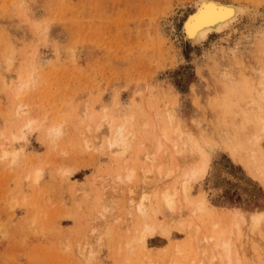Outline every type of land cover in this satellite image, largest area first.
<instances>
[{
	"label": "rangeland",
	"instance_id": "1",
	"mask_svg": "<svg viewBox=\"0 0 264 264\" xmlns=\"http://www.w3.org/2000/svg\"><path fill=\"white\" fill-rule=\"evenodd\" d=\"M196 1L0 0V264H197L215 224L236 248L222 264H264V0H224L251 12L198 46L181 34ZM104 112L129 120L125 152L95 132ZM203 159L206 174L183 175ZM174 186L176 216L157 203ZM147 221L166 230L141 240Z\"/></svg>",
	"mask_w": 264,
	"mask_h": 264
},
{
	"label": "bare ground",
	"instance_id": "2",
	"mask_svg": "<svg viewBox=\"0 0 264 264\" xmlns=\"http://www.w3.org/2000/svg\"><path fill=\"white\" fill-rule=\"evenodd\" d=\"M196 5H195V10L194 11H192V12H190L189 13V15H188V17L186 18V20L183 22V27H182V30H181V34H182V36H183V38H184V40L185 41H188L191 45H197V44H199V45H201V44H203V42L204 41H206L208 38H210L212 35H214V34H216V35H220V37H222L223 36V38H226V37H229L230 36V33L233 31V30H235L236 29V25H238L241 21H242V19L244 18V16H245V14H248V11H249V13L251 12L245 5H243V4H240V3H237V2H232V1H224V0H197L196 2ZM235 27V28H234ZM233 33V32H232ZM233 34H231V36H232ZM230 36V37H231ZM230 37H229V39L228 40H231L230 39ZM223 38H222V40H223ZM221 40V39H220ZM219 40V41H220ZM227 40V39H226ZM228 42V41H227ZM233 43V42H232ZM236 44V43H235ZM234 44V45H235ZM198 46V45H197ZM232 47V46H231ZM235 47V46H234ZM234 49V48H233ZM208 51V50H207ZM224 67V66H223ZM229 67H230V65H229ZM222 68V67H221ZM219 69V68H218ZM226 71V70H225ZM228 71H229V69H228ZM255 71V70H254ZM263 71V70H262ZM261 71V72H262ZM230 72V71H229ZM237 73V72H236ZM255 73V72H254ZM258 73V72H257ZM226 74H228L227 72H226ZM225 73L223 74L224 75V77L226 78V79H228L230 82H232L233 81V78L231 77L232 76V74L231 75H226ZM256 75H258V74H256ZM256 75H254L255 77H257ZM234 76V75H233ZM262 76H264V75H262ZM238 78V77H237ZM239 80L241 79L240 77L238 78ZM264 79V78H263ZM235 80H236V78H235ZM255 80V79H254ZM240 81H242V80H240ZM261 81V80H260ZM224 82V81H223ZM233 83V82H232ZM230 85V84H229ZM231 87H233V86H231ZM236 88V87H235ZM255 88V87H254ZM257 89V88H256ZM257 93H258V95L260 96V98L259 99H263V101H264V84L263 83H260V86L258 87V89H257ZM256 97V96H255ZM252 98H254V97H252ZM255 99V98H254ZM117 101H119L118 99H117ZM177 101V100H176ZM255 101H258V100H255ZM261 101L262 100H260V103H261ZM117 103V102H116ZM176 103V102H175ZM258 103H259V101H258ZM124 105H126V104H124ZM175 105V104H174ZM255 105V104H254ZM264 105V104H263ZM262 105V106H263ZM244 107V106H243ZM256 107H259V106H256ZM255 107V108H256ZM107 108V107H106ZM124 108V107H123ZM129 108V107H128ZM250 108V107H249ZM260 108V107H259ZM259 108H257V109H259ZM242 109V108H241ZM240 109V110H241ZM254 109V108H253ZM252 109V110H253ZM262 109H263V107H262ZM245 110V109H244ZM243 110V111H244ZM255 110V109H254ZM126 111V110H125ZM179 111V110H178ZM259 111V110H258ZM110 112H112V111H110ZM109 112V113H110ZM122 112H124L123 111V109L122 108H116V116H120L121 114H123ZM256 112V111H255ZM127 113V112H126ZM129 113V112H128ZM245 113H246V111H245ZM243 114V113H242ZM107 115V114H106ZM249 115H252V114H249ZM248 115V116H249ZM102 116H104V117H101V118H104L102 121H100V123L98 124V126H96V131L95 132H98L99 130H100V128H102V126H106L107 127V131H108V135H110V138H108V140H107V147L108 148H110V150H112L113 148H119V149H121V153L122 152H125V149L127 148V146H129L130 144H129V141H131L130 140V138H131V136L133 135V133L134 132H127L126 131V129H128V127H127V123H128V121L129 120H127V121H124L125 119H126V117L124 118V120H123V123H118V122H115V121H113V122H115V124H113V122H112V120H110V119H108V117L107 118H105V112H104V115H102ZM113 116H114V114H113ZM243 116V115H242ZM254 116V115H253ZM262 116V115H261ZM122 117H123V115H122ZM255 117V116H254ZM114 118H115V116H114ZM119 118V117H118ZM172 118H173V116L171 115V120H172ZM257 118H258V116H257ZM129 119H131V118H129ZM236 119H238V118H236ZM263 119V121H264V118H262ZM160 120V119H159ZM161 120H162V118H161ZM165 120V119H164ZM256 120V119H255ZM29 121V120H28ZM239 121H241V120H239ZM260 121V120H259ZM263 121H261V122H263ZM31 122V121H30ZM164 122V124H165V121H163ZM236 122H238V121H236ZM244 122V121H243ZM131 123V122H130ZM32 124H34V121H32ZM150 124H153V123H150ZM149 124V125H150ZM161 124V123H160ZM163 123H162V126L164 125ZM170 124H172V123H170ZM240 124H241V122H240ZM261 124H263V123H261ZM31 125V124H30ZM166 125V124H165ZM264 125V124H263ZM31 126H33V125H31ZM151 126V125H150ZM172 126V125H171ZM237 126L239 127V125L237 124ZM145 127H147V126H145ZM160 127V125H158L157 127H156V130H157V128H159ZM30 128V127H29ZM149 128V127H148ZM155 128V127H154ZM161 128V127H160ZM166 129H167V127H166ZM169 129V128H168ZM177 129H180V126L178 125L177 126ZM55 130V129H54ZM57 130V129H56ZM153 130V125H152V129L150 130V131H152ZM189 130V129H188ZM261 130H262V128H260V133H261ZM159 134H158V140L160 141V143H162L163 142V139H166L167 138V136L168 135H170L169 133H167V131L164 129V128H162V130L161 129H159ZM175 131H176V127H175ZM182 131V130H181ZM172 132V131H171ZM189 132V131H188ZM263 133H264V128H263V131H262ZM24 133V132H23ZM187 133V132H186ZM225 133V132H224ZM96 134L98 135V133H95V137H96ZM191 134V133H190ZM228 133L226 132V135H227ZM230 134V133H229ZM53 135H55V134H53ZM177 136V135H176ZM182 134H181V138H182ZM157 137V136H156ZM185 137H187V136H185L184 135V138H182V140L183 139H186ZM231 137V136H230ZM53 138V137H52ZM191 138V137H190ZM232 138V137H231ZM24 139V138H23ZM54 139V138H53ZM134 139V138H133ZM229 139V138H228ZM158 140H156V141H158ZM168 140V139H167ZM230 140V139H229ZM185 141V143H183V145H181L180 143V145H177L178 147L180 146L181 148H188V152H190V153H192V154H195V153H197V154H199L200 153V155H202V157H203V151H202V148L201 147H199V146H195V145H193V143L192 144H190L188 141H186V140H184ZM169 142V141H168ZM167 142V143H168ZM179 142V141H178ZM183 142V141H182ZM10 143V142H9ZM165 143V142H164ZM175 143H176V141H175ZM184 144H186L185 146H184ZM161 146V145H160ZM235 146V145H234ZM10 148V147H9ZM160 148H162V147H160ZM159 148V149H160ZM165 148V147H164ZM186 148H185V150H186ZM234 148V150H236L235 148H236V146L235 147H233ZM255 147H253V149H254ZM170 149V148H169ZM109 150V149H108ZM109 150V151H110ZM182 150V149H181ZM180 152V151H179ZM232 153L233 152H235V151H231ZM237 152V151H236ZM253 152V151H252ZM3 153H4V155L5 156H8V154L10 153V150L8 149V148H3ZM152 153V152H151ZM154 153V152H153ZM157 153H158V151H157ZM156 153V154H157ZM177 153V152H176ZM181 153H182V151L180 152V155H181ZM118 154H120V153H118ZM155 153H154V155L152 154V156H150V155H147L148 157H147V159H151V161L153 160L154 161V159H155V155H156ZM196 154V155H197ZM250 154H252V153H250ZM260 154V153H259ZM121 155V154H120ZM175 155H178V154H175ZM233 155H235V153H233ZM262 155V154H261ZM14 156H16V153H14ZM198 156V155H197ZM255 156H257L256 154H255ZM236 157V156H235ZM264 157V156H263ZM195 158V157H194ZM204 158V157H203ZM192 160V159H191ZM259 161V160H258ZM261 161H263V160H261ZM260 161V162H261ZM199 162V161H198ZM259 162V163H260ZM253 163V162H252ZM263 164V163H262ZM190 165H192L191 163H190ZM252 165V164H251ZM260 165H261V163H260ZM158 166V165H157ZM257 167H258V165H256ZM160 167V166H159ZM261 167V166H260ZM178 168V167H177ZM176 168V169H177ZM209 168H210V165H209V163H208V161H207V159H203V160H201V163L199 164L198 163V165H196V164H194V165H192V166H189V168H187V170L186 171H184V176H186V178H188V179H195L196 177H198V176H203L204 174H206V172L209 170ZM259 168V167H258ZM166 169H168L167 170V174H166V176L167 175H171L172 176V174H173V177H174V174L176 173V169H172V168H166ZM251 169L253 170V168L251 167ZM255 170V169H254ZM256 170L258 171V170H260V169H257L256 168ZM255 170V171H256ZM264 171V170H263ZM261 172V171H260ZM134 171L131 169V170H128L127 172H126V174H125V179H129V180H131L132 178H133V176H134ZM261 174V173H260ZM176 175V174H175ZM264 175V174H263ZM166 176H165V178H166ZM168 177V176H167ZM263 177V176H262ZM40 177H39V175H37L36 177H35V179L34 180H36V182L38 181V179H39ZM117 178L119 179V177L117 176ZM161 178H164V176L163 177H161ZM172 178V177H171ZM120 179H122V178H120ZM159 179V178H158ZM123 180H124V178H123ZM165 180V179H164ZM163 180V181H164ZM168 180H171V179H168ZM181 180V179H180ZM120 181V180H119ZM179 181V180H178ZM165 182H166V180H165ZM165 184V183H164ZM174 184H176V183H174ZM179 184V183H178ZM162 185H163V183H162ZM166 185V184H165ZM164 186V185H163ZM169 187V186H168ZM167 187V188H168ZM175 187V186H174ZM179 187V186H178ZM166 188V190H162L161 188V192L158 194V202L157 203H159V206L161 207V209L162 210H165L166 212H168V213H166L165 211V213L166 214H174V213H176V210L177 211H179V209H177V207H176V209H175V206L176 205H178V203L177 204H175V199L176 198H174L175 196H177L176 195V192H175V189L176 190H178L176 187L174 188V192H173V190H172V192L171 191H168V189ZM181 188V187H180ZM164 189H165V187H164ZM170 190V189H169ZM178 194V193H177ZM133 195V194H132ZM185 194H183V196H184ZM149 196V195H148ZM181 196V195H180ZM182 196V197H183ZM130 197H133V196H130ZM147 197V196H146ZM146 197H144L143 196V198L145 199ZM134 198V197H133ZM201 198V197H200ZM130 199H132V198H130ZM157 199V198H156ZM155 199V200H156ZM134 200V199H133ZM132 200V201H133ZM180 200V199H179ZM201 200V199H200ZM146 201V200H145ZM184 201V200H183ZM147 202V201H146ZM181 202V201H180ZM188 202V201H187ZM196 203H198V205L196 204ZM195 203V205L196 206H192L193 208H191V210H193V211H196V212H198V210L199 209H202L203 208V206L205 205V203L207 204V202H206V199H205V197H203L202 198V200L200 201V203H199V201L198 202H196ZM189 204V203H188ZM192 204V203H191ZM138 205H141V206H144L145 204H144V201L142 200L141 201V203L140 204H138ZM179 206V205H178ZM187 206V205H186ZM186 206H185V208H186ZM149 207V206H148ZM190 207V204L188 205V208ZM207 207V206H206ZM141 209H140V211L141 212H145L144 211V209L142 208V207H140ZM150 208V207H149ZM178 208H181V206L180 207H178ZM188 208H186V209H188ZM175 209V210H174ZM182 209V208H181ZM180 209V210H181ZM215 209V208H214ZM149 210V209H148ZM190 210V209H189ZM188 210V211H189ZM191 210H190V212H191ZM208 210V209H207ZM223 210V209H222ZM182 211V210H181ZM204 211V210H203ZM156 212V211H155ZM182 212H184V211H182ZM195 212V213H196ZM208 212V211H207ZM216 212V211H215ZM153 213V212H152ZM181 213V212H180ZM200 213V212H199ZM201 213H202V210H201ZM214 213V212H213ZM177 214V213H176ZM182 214V215H181ZM181 214H179V216H180V218L181 217H184L183 219H185L186 218V215L185 216H183V213H181ZM187 214V213H186ZM197 214V213H196ZM222 214V213H221ZM262 214V213H261ZM175 215V214H174ZM188 215H190V214H188ZM195 215V214H194ZM193 215V216H194ZM201 215V214H200ZM212 215V214H211ZM226 215V214H225ZM263 215V214H262ZM171 216V215H170ZM176 216V215H175ZM193 216H191L189 219L187 218V222L184 220H182V219H180V220H178L179 222H178V225L179 224H181V225H179V227H183L184 225V223L186 222V225L188 224V222L190 223V224H194V220L195 219H192V217ZM223 216V215H222ZM221 216V218H223ZM257 216V215H256ZM201 217V216H200ZM177 218H179V217H177ZM218 218V217H217ZM176 219V218H175ZM199 219H201V218H199ZM177 220V219H176ZM191 220H193L192 222L193 223H191L190 221ZM223 220V219H222ZM230 220V222H227L228 223V226H229V230L231 229V228H233V227H231L230 225H232V223H233V220L232 219H229ZM228 220V221H229ZM236 220V219H235ZM262 220V219H261ZM171 221H174V219L173 220H171ZM199 221V220H198ZM148 222V221H147ZM163 222V221H162ZM161 222V223H162ZM168 222V221H167ZM170 222V221H169ZM168 222V223H169ZM184 222V223H183ZM262 222V221H261ZM158 224V223H156L155 221L154 222H148V223H144L141 227V232H139L138 231V233L140 234V238H141V240L142 239H144V237H145V235H153L154 233H155V231L157 230V229H159V228H162L161 230L163 231H165L166 230V228H165V226L163 225V224ZM171 223H173V222H171ZM177 224V221L175 222L174 221V224ZM195 223H197V221L195 222ZM230 223V224H229ZM263 223H264V221H263ZM166 224V223H165ZM167 225H171L170 223L169 224H167ZM216 225L217 224H215V225H211L212 227H209V232L206 234V232L204 233L203 232V229H201L202 231L201 232H203V234L201 235V236H199V238H198V240L197 241H195L194 240V242L197 244V246L200 248V250H201V252H199V255H200V259L202 258V260L201 261H198L197 260V264H198V262H200L199 264H222V263H224V261H231V259H232V256H234L235 257V255H236V252L234 253L233 252V243H232V241L230 240V238L232 237L231 235H232V233L231 234H229V236L230 237H228L227 236V233L224 231V229H218V228H216ZM177 226V225H176ZM187 226H190L189 224L187 225ZM186 226V227H187ZM194 226V225H193ZM193 226H191V227H193ZM197 226V225H196ZM196 226H194V227H196ZM210 226V225H209ZM222 226V225H221ZM185 227V226H184ZM198 227V226H197ZM199 227H200V225H199ZM165 228V229H164ZM168 229H170L169 227H167ZM177 228V227H176ZM203 228V227H202ZM167 229V230H168ZM190 229V228H189ZM197 229V231H198V228H195V230ZM208 229V228H207ZM206 229V230H207ZM138 230V229H137ZM192 230H193V228H192ZM226 230V229H225ZM236 230V229H235ZM161 231V233L163 234V235H167V231L166 232H162ZM170 231V230H169ZM168 231V232H169ZM183 231V230H182ZM185 231V230H184ZM230 231H232V229L230 230ZM136 232V231H135ZM159 232H160V230H159ZM233 232V231H232ZM236 232V231H235ZM137 233V232H136ZM228 233H229V231H228ZM234 233V232H233ZM235 234V233H234ZM132 236H133V234H132ZM134 236H136V238L138 239V236H137V234L136 235H134ZM195 235H193L192 234V237H194ZM196 238V236L194 237V239ZM201 238V239H200ZM200 239V240H199ZM140 240V241H141ZM193 240V239H192ZM143 242V241H142ZM196 244H195V248H196ZM136 247V246H135ZM130 248H131V245H130ZM235 248V247H234ZM92 250V249H91ZM199 250V251H200ZM235 250H236V248H235ZM127 251V250H126ZM176 251H178V250H176ZM83 252V251H82ZM92 252V251H91ZM94 253V252H93ZM176 253V252H175ZM92 254V253H91ZM123 254V253H122ZM183 254V253H182ZM235 254V255H234ZM93 255V254H92ZM236 258H237V256H236ZM235 258V259H236ZM147 260V259H146ZM168 260V259H167ZM195 260V259H194ZM194 260L192 261V263L194 264ZM234 260V259H233ZM237 260V259H236ZM148 261V260H147ZM156 263V262H155ZM229 263V262H228ZM147 264V263H146ZM167 264V263H166ZM168 264H176V261L175 260H172V261H170V262H168ZM225 264H226V262H225ZM230 264V263H229Z\"/></svg>",
	"mask_w": 264,
	"mask_h": 264
}]
</instances>
